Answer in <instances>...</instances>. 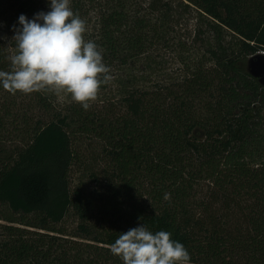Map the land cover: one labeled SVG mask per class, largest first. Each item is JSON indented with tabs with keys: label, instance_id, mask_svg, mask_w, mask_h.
Segmentation results:
<instances>
[{
	"label": "trees",
	"instance_id": "obj_1",
	"mask_svg": "<svg viewBox=\"0 0 264 264\" xmlns=\"http://www.w3.org/2000/svg\"><path fill=\"white\" fill-rule=\"evenodd\" d=\"M78 3L73 11L81 17ZM185 3L217 36L223 28L238 35L234 48L208 47L214 74L198 64L182 80L147 88L130 75L118 97L102 99L103 112L72 103L65 114L38 118L14 153L0 150V264H123L110 245L141 225L170 232L191 264H264V146L260 122L251 119L263 102L252 99L258 85L237 65L240 54L264 50V0ZM123 6L103 8L86 37L115 70L133 68L150 41L164 36ZM5 55L0 38V70L8 71ZM35 97L50 110L46 97ZM76 128L103 141L97 200L70 188ZM101 207L116 209L122 221L105 226L95 217ZM70 210L72 232L60 226Z\"/></svg>",
	"mask_w": 264,
	"mask_h": 264
},
{
	"label": "rangeland",
	"instance_id": "obj_2",
	"mask_svg": "<svg viewBox=\"0 0 264 264\" xmlns=\"http://www.w3.org/2000/svg\"><path fill=\"white\" fill-rule=\"evenodd\" d=\"M23 1H27L28 4L21 5ZM76 1L79 2L77 8L82 15L81 18L87 22L88 31L85 34V39L91 33L93 34L90 29L96 26L99 14L106 10L107 5L113 9L114 4L118 6L122 3H124L123 10L129 15L139 14L149 21L150 32L156 28L164 34L162 41H150L151 44L142 52L137 60V65L133 68L128 70L111 69L112 81L101 86L98 99L89 108L98 112H103L105 108L102 99L104 97H118L119 90L125 86L131 77L130 75L135 76L134 86L147 88V86L154 85L156 81L167 84H170L172 80L178 81L191 73L198 64H201L206 70L208 69L210 74H214L213 70L210 71V68L215 66L214 58L210 57V53L207 51L208 47L213 46L216 50L218 43L222 42L227 48V52H231L234 48L233 43L235 46L238 37L229 29H221L219 36L208 30L205 17L192 5H187L185 0H71L73 10ZM50 10V0H0V38L3 41V47H5L6 61H9L8 57L14 51L12 37L15 32L13 26L10 25L18 23L19 16L22 14L32 20L37 13H47ZM258 52L264 53V50L258 49L255 53ZM251 55L240 54L238 62H236L238 68L252 77L258 85L257 96L252 99L262 101L263 105L261 104V107L255 106L256 109H259V113L253 115L251 119L260 122L258 123L260 128L259 140L264 146V83L259 80L258 76H254L249 71L248 59ZM242 88L243 93L248 90ZM37 93L46 97V101L50 104L49 111L40 109L37 97H35ZM242 101L251 103V101L243 98ZM72 103L75 102L71 100L70 96H57L50 92H35L27 95L17 92L12 95L0 85V150L2 154L5 152L6 154L14 153L17 148L26 143L30 138L33 124L38 118L43 116L44 119H48L52 112L65 114ZM102 147L103 141L91 133L77 128L72 133V149L75 156L69 169L70 188L71 190H83L91 193L95 195L96 200L102 185L94 179V172L100 171L102 173L104 169L105 157L102 153ZM118 205L126 206L125 202L123 205L121 203ZM105 209L107 210L105 211L101 207V210L104 211V214L101 215L97 210L94 211L97 220L105 226H108L110 222L122 221L123 217L115 211L116 209H110V207H105ZM76 224L77 217L72 210L60 222V226L68 232H72Z\"/></svg>",
	"mask_w": 264,
	"mask_h": 264
},
{
	"label": "clouds",
	"instance_id": "obj_3",
	"mask_svg": "<svg viewBox=\"0 0 264 264\" xmlns=\"http://www.w3.org/2000/svg\"><path fill=\"white\" fill-rule=\"evenodd\" d=\"M50 8L32 20L19 16L22 27L13 26L10 70H0V85L12 95L70 96L88 110L101 86L112 81L111 69L103 62L100 47L85 39L87 22L73 11L71 0H50ZM165 199H170L169 194ZM110 251L123 264H191L189 252L170 232L153 233L145 225L120 234Z\"/></svg>",
	"mask_w": 264,
	"mask_h": 264
},
{
	"label": "water",
	"instance_id": "obj_4",
	"mask_svg": "<svg viewBox=\"0 0 264 264\" xmlns=\"http://www.w3.org/2000/svg\"><path fill=\"white\" fill-rule=\"evenodd\" d=\"M248 67L251 74L258 76L259 80L264 83V53L252 54L248 59Z\"/></svg>",
	"mask_w": 264,
	"mask_h": 264
}]
</instances>
